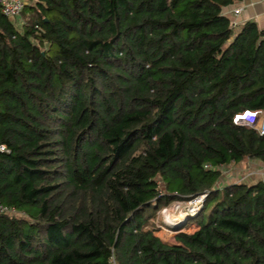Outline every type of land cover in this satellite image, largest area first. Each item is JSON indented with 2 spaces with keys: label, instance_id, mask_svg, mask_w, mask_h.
<instances>
[{
  "label": "trees",
  "instance_id": "obj_1",
  "mask_svg": "<svg viewBox=\"0 0 264 264\" xmlns=\"http://www.w3.org/2000/svg\"><path fill=\"white\" fill-rule=\"evenodd\" d=\"M244 0L0 8V264H264V30ZM238 29V30H237ZM206 194L174 243L161 210ZM182 228V229H183Z\"/></svg>",
  "mask_w": 264,
  "mask_h": 264
},
{
  "label": "crops",
  "instance_id": "obj_2",
  "mask_svg": "<svg viewBox=\"0 0 264 264\" xmlns=\"http://www.w3.org/2000/svg\"><path fill=\"white\" fill-rule=\"evenodd\" d=\"M240 9L239 15L234 11ZM233 23L241 24L246 21H256L261 30H264V0H244L233 7L224 10ZM264 179V163L259 161H249L247 163L230 165L223 171L221 184L227 185L237 182L254 183Z\"/></svg>",
  "mask_w": 264,
  "mask_h": 264
},
{
  "label": "built area",
  "instance_id": "obj_3",
  "mask_svg": "<svg viewBox=\"0 0 264 264\" xmlns=\"http://www.w3.org/2000/svg\"><path fill=\"white\" fill-rule=\"evenodd\" d=\"M28 4V0H0L1 12L5 17L10 19H15L20 17L21 13ZM241 12L240 9L234 11L235 15H239ZM235 24V23H234ZM235 124L246 125L251 128H257L260 135H264V116L260 112L245 111L242 115H237L234 118ZM0 152H8L6 146H0ZM206 194H202L194 199L188 200L189 205L185 208V215H193L197 213L203 206L204 199ZM179 204L181 201H177ZM167 207L162 209V212L165 211ZM14 213L15 209L11 208L5 204L0 203V213ZM182 212V215L184 214ZM166 222V221H165Z\"/></svg>",
  "mask_w": 264,
  "mask_h": 264
},
{
  "label": "rangeland",
  "instance_id": "obj_4",
  "mask_svg": "<svg viewBox=\"0 0 264 264\" xmlns=\"http://www.w3.org/2000/svg\"><path fill=\"white\" fill-rule=\"evenodd\" d=\"M176 203L178 202H174L171 205H169L167 209L163 212L161 210L160 217L163 218V220L166 221V223L169 226H162L159 228V231L156 232V234L162 240L168 243L175 242V236L179 232V230L186 231V232H193L198 228L197 225H191L189 228H183V222L185 221L187 217L184 211H185V208L189 205V203H187V201H181V203L179 204H176ZM182 212L184 213L183 215H182ZM174 215L176 219H173V221H171L170 219Z\"/></svg>",
  "mask_w": 264,
  "mask_h": 264
},
{
  "label": "bare ground",
  "instance_id": "obj_5",
  "mask_svg": "<svg viewBox=\"0 0 264 264\" xmlns=\"http://www.w3.org/2000/svg\"><path fill=\"white\" fill-rule=\"evenodd\" d=\"M173 219H176L175 215H174V216H172V218H171L170 220H171V221H173Z\"/></svg>",
  "mask_w": 264,
  "mask_h": 264
}]
</instances>
